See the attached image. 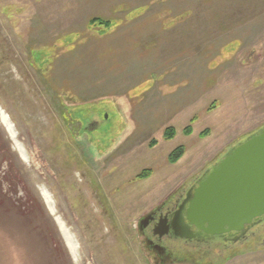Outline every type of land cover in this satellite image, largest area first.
Segmentation results:
<instances>
[{"label": "rangeland", "instance_id": "374dc122", "mask_svg": "<svg viewBox=\"0 0 264 264\" xmlns=\"http://www.w3.org/2000/svg\"><path fill=\"white\" fill-rule=\"evenodd\" d=\"M263 128L264 0H0V264H154L139 220Z\"/></svg>", "mask_w": 264, "mask_h": 264}, {"label": "water", "instance_id": "95a60500", "mask_svg": "<svg viewBox=\"0 0 264 264\" xmlns=\"http://www.w3.org/2000/svg\"><path fill=\"white\" fill-rule=\"evenodd\" d=\"M262 216L264 128L232 147L206 171L186 193L173 228L181 238H208L244 230Z\"/></svg>", "mask_w": 264, "mask_h": 264}, {"label": "flooded vegetation", "instance_id": "af4514ba", "mask_svg": "<svg viewBox=\"0 0 264 264\" xmlns=\"http://www.w3.org/2000/svg\"><path fill=\"white\" fill-rule=\"evenodd\" d=\"M206 171L174 201L163 202L139 220L141 247L154 264H222L236 258L242 250L253 253V249L255 252L264 249V216L239 232L230 231L219 236L190 239L176 235L173 227L182 201ZM191 230L196 232L193 228Z\"/></svg>", "mask_w": 264, "mask_h": 264}, {"label": "trees", "instance_id": "16d2710c", "mask_svg": "<svg viewBox=\"0 0 264 264\" xmlns=\"http://www.w3.org/2000/svg\"><path fill=\"white\" fill-rule=\"evenodd\" d=\"M98 24V25H101V26H105V27H110L109 26V23L107 21H102L98 18H93L91 21H90V24ZM173 129H168L167 132L165 133V138L166 139H171L173 137ZM189 132V129L187 130V133ZM186 133V132H185ZM182 152H181V149H178L174 152V154L171 155L170 157V160L171 161H175L176 159H178L180 156H181Z\"/></svg>", "mask_w": 264, "mask_h": 264}, {"label": "bare ground", "instance_id": "6f19581e", "mask_svg": "<svg viewBox=\"0 0 264 264\" xmlns=\"http://www.w3.org/2000/svg\"><path fill=\"white\" fill-rule=\"evenodd\" d=\"M4 114V113H3ZM12 138H14V136H13V134H12ZM20 145H18V147H19ZM21 147V146H20ZM20 149V148H19ZM44 195H45V193H44ZM47 197H49V196H47ZM46 198V197H45ZM46 202H48V201H46ZM48 204V203H47ZM50 207V206H49ZM50 208H52V207H50ZM60 223V222H59ZM61 227H62V224H61ZM64 236H65V241L67 242V244H68V246H71V238H70V236H69V234L67 233V232H65L64 231ZM66 244V245H67ZM73 247V246H72ZM71 247V248H72ZM77 249V248H76Z\"/></svg>", "mask_w": 264, "mask_h": 264}]
</instances>
